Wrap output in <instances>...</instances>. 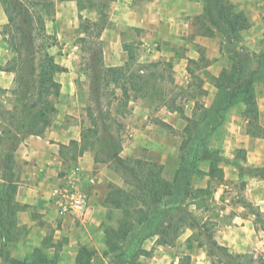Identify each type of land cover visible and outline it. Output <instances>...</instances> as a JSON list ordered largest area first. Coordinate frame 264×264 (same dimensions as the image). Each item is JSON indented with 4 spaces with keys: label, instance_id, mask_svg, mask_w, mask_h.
Masks as SVG:
<instances>
[{
    "label": "crops",
    "instance_id": "1",
    "mask_svg": "<svg viewBox=\"0 0 264 264\" xmlns=\"http://www.w3.org/2000/svg\"><path fill=\"white\" fill-rule=\"evenodd\" d=\"M51 1L54 10L53 15L45 20V34L55 40V43L49 46L48 53L66 71L54 77L60 84V92L55 100L56 113L51 125L43 135H31L23 139L14 152L15 171L18 177L15 201L26 206L17 213L16 221L18 226L26 229V232L20 239L13 257L21 261L46 239L49 244L46 250L48 258H51L57 249L59 257L57 264H75L80 246L100 251L105 249L102 243V226L108 222L110 212V208L105 204V198L107 186L113 179L111 171L95 163L90 151L79 154V147L70 144L75 142L80 145L81 131L88 126L86 109L91 104L89 77L82 52L83 44L78 41V38L82 37L77 32L79 17L95 22L98 13L95 10L79 12L73 1ZM136 2V0L108 2L106 12L108 26L99 38L104 68L121 67L125 64L127 54L123 50V44L133 46L140 64L170 63L171 75L175 84L179 83V86H186L191 81L187 70L189 61H198L203 52L212 55L211 57L217 61L215 65L220 67L215 72L210 71L212 66L199 68L203 72L201 70L199 71L201 75L199 73L195 76L201 81L204 80L205 72L210 71L212 77H218L222 69L231 67V61L227 59L226 67L225 58L220 55L221 44H225L224 38L218 32L210 38L199 34L195 18L202 15L201 0H149L142 5H137ZM232 2L246 14L250 23L249 29L240 32L235 40L239 39L240 46H243L237 48L238 54L249 60L246 52L259 55L264 51V0ZM6 24L7 17L0 3L1 66L13 56L1 35V30ZM14 78L13 73L0 71V89L11 90ZM181 79L186 82L185 85ZM202 89L205 93L195 100L187 97L191 100L188 108L192 106L191 109L194 110L195 103L200 102L199 97L207 94L206 88L202 86ZM115 94L118 96L120 92L116 90ZM255 94L259 123L264 130V119L261 117L264 111V96L256 91ZM8 95L7 93L6 96ZM4 100L5 103L9 101ZM112 105L111 114L115 116L116 103L113 102ZM6 106L9 107V104ZM183 114L190 116L186 110H183ZM115 117L125 129L120 156L122 158L135 156L136 152L141 151V147L142 150L147 148L148 152L144 159L161 164L164 177L170 179L178 159L174 153L169 155L168 139L171 140L172 135L163 134L159 127H165L175 135H180L186 125L180 114L165 106H156L136 99L128 102L124 116ZM234 125L227 137V144L232 150L244 151L245 160L239 164L254 168L262 167L264 134L261 138H251L245 134L243 126ZM232 157L233 155L230 158ZM75 166L80 167L85 175L95 180L92 185L86 183L84 185L88 191L87 209L82 215L60 217L53 203L52 190L61 183L69 169ZM222 168L225 181L223 184L220 183V188L214 194V200L218 205L214 240L226 247L230 254L250 255L254 264H258L259 261L264 263V231L255 222V214L249 208L251 206L264 217V179L248 174L239 176L232 162L223 164ZM202 181L206 182L207 178H203ZM238 182H244L240 190L235 189ZM205 186L206 183L199 187ZM223 192H227V198L219 195ZM193 207L196 209V206ZM192 235V230L184 229L175 242L176 246L174 244L169 247L157 245L158 236L149 234L143 240L140 249L145 253L143 255L147 256L143 258L144 264H177L185 255L190 256L191 264H221L216 258L212 260L211 256L207 255L206 247H200L197 242L191 241ZM185 242L188 243L190 251H178V247L179 250L183 249V243L186 247ZM96 256L93 254L92 263H95ZM99 260L105 263L102 254L98 262Z\"/></svg>",
    "mask_w": 264,
    "mask_h": 264
},
{
    "label": "trees",
    "instance_id": "2",
    "mask_svg": "<svg viewBox=\"0 0 264 264\" xmlns=\"http://www.w3.org/2000/svg\"><path fill=\"white\" fill-rule=\"evenodd\" d=\"M73 1L79 12L95 10L98 18L95 22L79 17L77 32L82 35L78 41L82 44L95 40L99 45L97 53L92 52V44L85 48L90 53L85 63V70L89 77L91 104L86 113L89 125L81 131V143L71 142V146L79 147V154L84 151L94 152V162H110L128 174L132 182L127 187H120L113 183L107 186L105 204L110 211L117 213L113 224L102 226V243L105 249L103 258L113 260L125 257L128 260L125 247L131 243L136 234V228L145 227L158 216L159 223L155 229H149L143 238L149 234L157 235L156 244L172 247L184 229L193 231L190 240L198 246L206 247L207 255L215 257L221 264H254L250 255L230 254L228 249L217 244L214 232L209 227L208 219L199 221L188 207L207 209L215 187H211L213 180H223V171L218 166L223 159L213 153L209 146L204 152L199 151L204 144L201 124L207 119L209 109L195 103L191 117L183 114L182 107L175 105L177 97H169L163 90V83L173 84L185 97L196 99L205 92L203 81L195 76L196 69L206 67L204 59L189 61L188 73L191 81L186 86L175 84L171 75V64L155 62L140 64L137 61L132 45L123 44L127 54V61L121 67L104 68L102 66V49L99 38L108 26L107 8L111 0H59ZM149 1V0H141ZM203 12L195 18L199 34L213 37L215 32L222 35L227 45H232L242 31L250 27L246 14L237 8L232 0H201ZM7 17V24L2 28L1 35L13 54L11 59L0 71L11 72L15 75L14 86L11 90L0 89V95L10 94L12 101L0 105V260L1 264H57L58 250L51 258L46 255L49 248L48 241L43 240L39 246L27 254L21 261L14 259L13 253L25 235V228L17 225L16 215L26 206L15 201L18 177L15 171L14 152L20 142L28 136H41L51 125L56 113L55 100L60 92V84L55 81L56 74L66 71L57 64L54 57L48 53L50 45H36V39L50 40L45 34V20L53 15L54 5L51 0H0ZM229 69H222L218 77H212L214 87L218 91H227L228 100L239 97L244 119V132L251 138H261L264 130L259 123V109L255 94V85L262 83L264 96V51L257 56L256 71H247L248 63L239 54ZM202 66V67H201ZM260 72V77L255 78ZM111 88V89H109ZM110 90L109 93L105 90ZM116 90L120 92L117 96ZM108 97V98H107ZM107 98L106 106L116 103L114 113L123 116L130 100H144L156 106H165L177 111L186 125L180 132L181 145L174 174L170 179L163 175V166L157 162L144 158H122L121 138L118 134L122 124L109 110H101V100ZM94 106V109H93ZM96 116L92 117L93 111ZM198 109L201 115L197 114ZM198 116V117H197ZM108 122V123H107ZM113 124L118 130L113 129ZM204 133V132H203ZM104 154V160L99 158V152ZM239 152H244L241 149ZM242 160H245L244 155ZM200 162H207V170L198 168ZM239 172V176L246 171L239 161L232 163ZM248 175L264 179V165L251 167ZM207 178L206 186L193 187L191 180ZM186 198H191L188 205ZM249 206V205H248ZM255 222L264 231V217L257 210H253ZM111 213V212H110ZM110 213L108 214V220ZM212 226V225H211ZM152 230V231H151ZM195 232V233H194ZM204 237V241L199 238ZM142 238V237H141ZM140 240V239H139ZM138 241V240H137ZM135 241V242H137ZM145 254L142 250L139 254ZM93 252L86 246H80L75 257V264L92 263ZM100 264H104L101 262ZM177 264H191L188 255L182 256ZM258 264H264L259 261Z\"/></svg>",
    "mask_w": 264,
    "mask_h": 264
},
{
    "label": "rangeland",
    "instance_id": "3",
    "mask_svg": "<svg viewBox=\"0 0 264 264\" xmlns=\"http://www.w3.org/2000/svg\"><path fill=\"white\" fill-rule=\"evenodd\" d=\"M136 1H137L136 2L137 5H142L145 3V1H141V0H136ZM127 37H128V35H127ZM239 42L240 41L238 39L237 41H234L232 43V45H230V46L229 45L227 46L226 42H225V44H221L220 55L223 58H225V61H226L225 66L226 67H227V59H229V62L231 61V64H233V62L237 61V58L234 57L236 54H238L237 48H239V47L243 48V46H240ZM263 42H264V38H263ZM35 43H36V45L44 44L45 46H47V45H53L55 43V40H52V39L42 40L41 38H38V39H36ZM91 44H92L93 50L90 53H92V54L97 53V51L100 48L99 45L97 44V42L93 39H91L90 42L86 43V45L83 44L82 45V47H83L82 52H83V57L85 59L84 63H86V61L89 57V54H90V53L85 52V48H89V46H91ZM246 53L249 56V58H248L249 60H246L248 63L247 71H254L255 72L257 69V56L258 55L255 53H252V52H246ZM211 56L209 55V53H206V52H203L200 54V57L202 59H204L202 61L203 64L207 63L206 65L212 66V67H210V71L215 72V71L219 70L220 66L215 65V62H217V61L215 60V58H212ZM244 59H246V57ZM201 70L202 69H199V68L196 69L195 75L198 76L200 73L199 71H201ZM210 71L205 72L204 80H203V84H202V86L204 88H206L207 94L199 97L200 102H198L199 105H201V106L205 105L206 107L205 106L204 107L209 109V111H210L207 119L200 126V128H203L202 129L203 130L202 135H204L205 138H204V144H201L199 147V149H200L199 151H201L203 153L205 150L204 147L209 146V148L212 149L213 153H215L217 156H219L223 159V162H221L218 165L223 171V168H222L223 164L227 165L228 162L233 163V161L234 162L235 161H239V162L241 161L242 162V159H243L242 156L244 155V152H239L240 150H238V149L232 150V148L227 144V137L230 134V130L232 129V126H235L234 124H237L239 127H241V126L244 127L245 122L242 118V113H241L242 105L239 102V97H236L232 101H229L227 91H218L214 87V84L212 82V76L210 75ZM202 72H203V70H202ZM207 73H209V74L207 75ZM200 75H201V73H200ZM254 76H255V78L257 76L256 80H258V77H260V72ZM180 81L183 82L184 80L181 79ZM182 84L185 85L186 82H183ZM177 85L179 87L180 84L178 83ZM162 86H163V90L166 92L167 95H170V97H172V98L177 97V101H176L175 105L177 107L178 106L182 107L183 110H186L187 113L190 114L189 117H191L193 115L194 110L191 109L192 106H190V108L187 107L188 104H191V100L187 99V97H185L183 94H181V92L178 90L179 88L175 89L173 84H169L168 82H164ZM262 88H263L262 83L260 81L257 82L255 85V91L258 94H263ZM106 91H107V93H109L110 90H105V92ZM6 95L7 94L0 95V101L2 102V103L0 102V105L5 104L4 99H9V102L14 99V97L11 96L10 94L8 96H6ZM207 95H209V96L207 97ZM107 98H102L101 110L103 112H105L107 110H109L110 112H113L111 110L113 108V105H111L109 107L106 106V103L108 100ZM93 109H94V106H93ZM93 109L91 108L92 111H93ZM201 112L198 109L197 114L201 115ZM96 115H97L96 111H93L92 117H94ZM261 117H262V119H264V111L261 113ZM87 125H89L88 116H87ZM115 127L116 126L113 124L112 128L116 129ZM159 128L163 134L166 133L167 136L172 135L171 140L167 138L169 143H170L169 148H168L170 151L169 155L171 153L172 154L174 153V156H176L178 159L179 148H180L181 141H182L181 136L179 134L175 135V133H172L171 130L166 129L165 127L164 128L159 127ZM117 131L118 130L116 129V132H114L115 135H117ZM124 131H125V129L123 127L120 128V130L118 131V134L120 135V138H121V146L123 144L122 143V141H123L122 135H123ZM127 147H128V145H126V148ZM98 152H99V150H97V153ZM147 152H148L147 148L142 150V147H141V151L136 152L135 156H131V157L132 158H138V156H140L139 158H144V156L147 155ZM91 153L94 156V152H91ZM231 155H233L232 158H230ZM227 156L229 158H227ZM104 157H105L104 154L99 152V158L101 160H104ZM129 157L130 156L125 157V158H129ZM97 164H100L101 166L106 167L107 170L111 171V175H112L113 179L110 183H113V184L120 186V187H127L132 182V180L128 176V174L123 172L121 169H119L117 166L113 165L112 163L101 162V163H97ZM207 167H208L207 162H200L198 164V168L201 170H206ZM243 167H245V169H246V171H244L243 175L247 174L245 172L251 170V167L249 165H246ZM202 180L203 179H198L196 177H193L191 180V186L199 187L201 185H204L206 182H204ZM224 181L225 180H224V172H223V180L221 181L222 183L221 182L220 183L223 184ZM220 183L217 180H213L211 182V184H210L211 187H215V189H214V192L212 193V196H211L212 199L209 201V203H208L209 206L207 209H194L193 206L188 207V209L196 215V217L199 219V221L202 222L206 218H208V219L210 218L211 222L208 220L209 221L208 222L209 227L212 228V231L214 233L216 231L217 218H218V212H217L218 205L216 204V201L214 200V196H215L214 194L218 190V188H220ZM226 184H227V181H226ZM243 185H244V182H241V183L238 182L235 184V189L240 190L243 188ZM224 191H227V190H224ZM219 195L227 198V192H223ZM190 200H191V198L185 197L184 204L188 205V201H190ZM110 212H109L110 213L109 217H111V218H110V220H108V223L113 224L114 220L117 218V213L112 212V211H110ZM159 219L160 218L157 216L152 223L146 224L145 227L136 228V230H135L136 234L134 235V238H133L134 240L131 243L127 244V246L125 247V250H124V251H126L125 253L127 256L128 255L132 256V259L128 260L127 258L121 256V257L115 258L113 260V263H112L110 260H108L110 258H108V259L104 258V260H105L104 264H144L145 260L143 258H146L147 256L143 255V253H141L142 255H138L139 252H141L140 249H141V246L143 245V240L145 239L143 237L146 234V232L149 231V229H155V226H157V224L159 223ZM199 239L204 241V237H202V238L200 237ZM135 241H137V242H135ZM185 244H186V247H184V243H183V246L180 244L183 247V249L179 250V247H178V251H180V252L190 251L189 248L187 247L188 243L185 242ZM175 246H176V244H175ZM91 250H92L93 254L97 255L94 258L95 263L100 264L102 261L99 260V262H98V259H100V256L104 250L100 251V250H95L92 248H91ZM175 252H177V250H175ZM210 258L212 260L215 259V257H210Z\"/></svg>",
    "mask_w": 264,
    "mask_h": 264
},
{
    "label": "built area",
    "instance_id": "4",
    "mask_svg": "<svg viewBox=\"0 0 264 264\" xmlns=\"http://www.w3.org/2000/svg\"><path fill=\"white\" fill-rule=\"evenodd\" d=\"M94 181L78 166L69 169L61 183L52 190L53 203L60 217L84 214L88 204V191L84 185H92Z\"/></svg>",
    "mask_w": 264,
    "mask_h": 264
}]
</instances>
